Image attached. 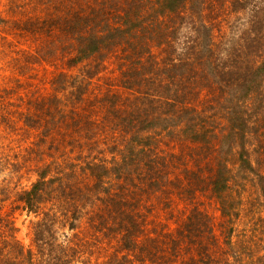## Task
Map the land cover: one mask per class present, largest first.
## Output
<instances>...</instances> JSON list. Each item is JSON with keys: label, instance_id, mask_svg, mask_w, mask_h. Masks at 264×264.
<instances>
[{"label": "trees", "instance_id": "obj_1", "mask_svg": "<svg viewBox=\"0 0 264 264\" xmlns=\"http://www.w3.org/2000/svg\"><path fill=\"white\" fill-rule=\"evenodd\" d=\"M225 1L234 11H248L243 31L249 41L241 52L223 46L224 29L215 25L221 0H77L66 16L59 3L36 21L75 42L69 67L100 55L118 58L120 84L132 96L128 112L117 115L121 138L108 145L121 159L113 167L121 172L112 179L114 169L102 162L92 170L95 186L85 184L83 191L67 181L73 177L62 178L63 163L56 161L54 175L49 167L38 171L32 188L18 196L33 211L45 195L70 193L67 186L86 196L102 186L104 195L91 201L96 205L84 212L86 205L76 206L71 219L88 216L83 243L98 241L97 233L119 238L122 257L118 252L104 264H264V216L239 225L249 200L264 213V0ZM2 4L1 24L9 20L4 13L13 18L25 10L15 0ZM118 46L122 54L113 53ZM169 138L180 141V150L163 147ZM205 196L221 214L218 227ZM143 202L150 204L142 209ZM6 216L0 205V264L81 262L78 244L69 240L54 242L56 257L48 260L25 249ZM154 216L165 220L149 229Z\"/></svg>", "mask_w": 264, "mask_h": 264}, {"label": "rangeland", "instance_id": "obj_2", "mask_svg": "<svg viewBox=\"0 0 264 264\" xmlns=\"http://www.w3.org/2000/svg\"><path fill=\"white\" fill-rule=\"evenodd\" d=\"M67 1L15 0L16 5L25 7V10L22 14H14L13 18L10 12L4 13L9 20L0 23V205L2 213L7 215L6 221H14L15 237L25 249H32L40 256L43 252L48 260L56 257L54 242L70 244L71 241L78 244L79 264H104L120 251L122 243L119 238H113L111 233H97L98 241L83 243L81 239L87 234L90 222L88 216L81 213V220L71 219L76 206L82 209L83 206L79 205H86L84 212L96 205L91 201L102 196V186L96 191L92 189L90 196L67 186L65 190L71 189L70 193L62 192L59 198L45 195V200L33 211L24 209L23 203L18 201L19 194L31 189L38 180V171L46 167L52 170V175L58 171L56 161L63 163L60 165L62 178L73 177L67 181L83 191L86 190L85 184L95 186L97 182L93 167L96 169L106 162L112 169L121 163L120 158L113 157L108 146L121 138L124 128L119 125L117 115L128 112V99L132 97L120 84L119 59L115 56L105 59L100 55L101 60L93 57L69 67L75 42L69 41L59 30L53 35L45 25L41 28L36 24L37 20L40 23L48 16V8L51 10L59 3L62 16L67 15L68 7L74 11L77 0L65 4ZM3 3L9 5L10 0H3ZM3 7L2 4L0 14ZM219 9L215 25L224 29L223 46L241 52L247 45L242 43L249 41V35L243 31L248 11H234L225 0L219 2ZM18 17H22L21 21L17 20ZM187 28L182 31H187ZM221 36L217 33L216 40L219 41ZM237 37L242 38V42ZM230 39L237 40L229 44ZM122 51V46H118L113 53L122 54ZM159 52L156 49L155 55H163ZM130 136L128 134L126 138ZM172 141L169 138L163 147L180 150V141L176 145ZM119 171L114 169L110 177L113 179ZM57 183L51 189L55 190ZM201 200L218 227L221 214L216 204L206 196ZM249 202L251 206L247 203L242 206L241 228L248 221L251 224L252 217L264 216L258 204H253L252 200ZM148 204L150 202H143L142 209ZM156 208L162 209L161 205ZM156 213L164 214L165 210ZM65 219L71 220L67 222ZM153 220L155 222L148 226L149 229L165 218L160 216ZM70 223H74L75 230ZM2 224L0 221V230ZM49 231L56 240L49 236ZM50 240L52 243L48 245ZM122 255L119 252L118 257ZM130 257L133 261L134 253Z\"/></svg>", "mask_w": 264, "mask_h": 264}]
</instances>
